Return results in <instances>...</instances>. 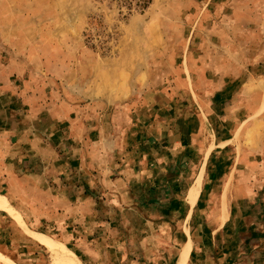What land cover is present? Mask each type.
Instances as JSON below:
<instances>
[{"label": "crops", "instance_id": "obj_1", "mask_svg": "<svg viewBox=\"0 0 264 264\" xmlns=\"http://www.w3.org/2000/svg\"><path fill=\"white\" fill-rule=\"evenodd\" d=\"M23 6L0 0L1 33L24 29ZM38 16L54 19L55 2L28 17ZM63 49L0 55V258L22 262L40 247L35 236L55 243L37 230L45 221L91 245L81 248L89 264H168L171 255L176 264L188 241L187 264H264V165L226 168L214 152L225 138L207 137L205 113L167 90L136 89L152 61L124 35L113 56L84 57L79 43ZM218 93L214 104L226 108ZM232 93L231 106L248 111Z\"/></svg>", "mask_w": 264, "mask_h": 264}, {"label": "rangeland", "instance_id": "obj_2", "mask_svg": "<svg viewBox=\"0 0 264 264\" xmlns=\"http://www.w3.org/2000/svg\"><path fill=\"white\" fill-rule=\"evenodd\" d=\"M22 1L24 29L7 34L0 32L2 57L10 59L17 54L25 59L61 57L66 51L62 50L63 43H79L86 50L84 57L87 53L113 56L115 46L124 35L137 49V55H142L144 48L152 61L141 69L145 72L143 78L149 81L140 80L142 74L137 76L136 89L145 86L151 92L167 90L174 99L182 97L185 105L198 107L205 113L207 137L216 133L217 137L225 138L226 145L214 152L227 156L223 163L226 168L231 165L232 170L240 171L248 164L256 170L264 165L260 161L251 162L256 156H264V0ZM52 1L56 9L54 19L40 15L28 17L41 14L42 8ZM85 3L88 10L83 16ZM15 41L19 48L7 50L9 43ZM59 68L63 67L56 69ZM218 92L226 108L217 109L214 104ZM231 93L237 97V105L243 102L241 107L248 111L231 106L235 101L229 98ZM245 94L250 97L247 99ZM257 101L259 106L255 110L253 105ZM10 104L16 106V101ZM198 178L194 185L199 187ZM41 223L37 230L54 237L55 243L51 238L35 236L40 245L36 252L24 253L22 262L7 257L9 260L16 264H51L54 259L58 264H89L81 248L92 250L91 245L74 243L77 236L68 242L67 237L57 234L48 223ZM32 230L35 229L26 231L32 233ZM189 244L188 241L181 247L176 264H187ZM173 262L171 255L168 264ZM0 264L8 263L0 258Z\"/></svg>", "mask_w": 264, "mask_h": 264}, {"label": "bare ground", "instance_id": "obj_3", "mask_svg": "<svg viewBox=\"0 0 264 264\" xmlns=\"http://www.w3.org/2000/svg\"><path fill=\"white\" fill-rule=\"evenodd\" d=\"M200 179V176H199V178H198V180ZM196 188H197V186L196 185H194L191 189H190V192H189V198L192 200L193 198H194V193H195V191H196ZM224 199V198H223ZM224 203V202H223ZM225 204V203H224ZM223 208H225V207H223Z\"/></svg>", "mask_w": 264, "mask_h": 264}]
</instances>
